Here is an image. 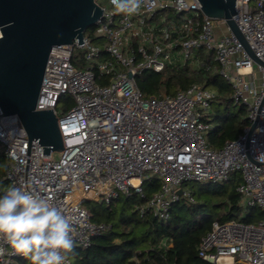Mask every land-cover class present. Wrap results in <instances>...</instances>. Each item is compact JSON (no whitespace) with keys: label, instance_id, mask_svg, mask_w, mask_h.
Wrapping results in <instances>:
<instances>
[{"label":"built area","instance_id":"2783aa9c","mask_svg":"<svg viewBox=\"0 0 264 264\" xmlns=\"http://www.w3.org/2000/svg\"><path fill=\"white\" fill-rule=\"evenodd\" d=\"M95 1L103 9L97 30L107 44L93 43L85 31L83 44L75 39L54 46L37 101V109H53L58 117L60 157L54 158V151L43 154L19 116L4 114L0 106V145L10 185L46 196L72 221L75 246L83 247L108 229L91 219L86 200L109 204L119 196L145 197L144 183L153 179L159 188L139 209L162 220L171 217L176 202L194 200L185 184L226 182L234 172L241 176L237 191L243 211L264 212V66L225 20L204 14L199 0H141L140 13L131 17L116 13L111 0ZM236 11L246 41L264 60V0H236ZM77 47L84 50L82 67L73 61ZM202 54L219 64L234 104L247 107L251 124L257 120L251 136L248 126L221 148L207 138L212 125L205 115L214 91L194 83L172 94L146 95L137 83L147 70L159 73L188 63L208 67ZM63 95L75 102L59 114ZM3 246L0 264L24 258ZM198 254L212 264H264V218L257 224L214 221ZM66 264H73L69 254Z\"/></svg>","mask_w":264,"mask_h":264},{"label":"trees","instance_id":"16d2710c","mask_svg":"<svg viewBox=\"0 0 264 264\" xmlns=\"http://www.w3.org/2000/svg\"><path fill=\"white\" fill-rule=\"evenodd\" d=\"M207 66L185 64L162 72L145 71L137 83L146 95L163 91L167 94L185 89L194 83L203 84L216 93L205 121L211 123L208 142L221 148L227 141L237 139L251 125L244 104L235 105L233 88L220 74V66L211 55L202 54ZM78 67L80 62L75 60ZM104 83V81H101ZM63 97L59 99L61 101ZM71 102V97L66 99ZM238 106L232 110V106ZM7 156H0V194L11 186L6 178ZM241 181L233 173L228 181L196 184L191 188L193 201L182 199L173 204L171 217L162 220L150 210L142 213L139 207L158 188L156 179L145 181V197L138 194L119 196L109 204L85 206L94 222H104L108 229L94 236L88 247L75 246L69 253L73 264H212L199 256L202 238L212 229L213 222L239 219L259 223L264 212L258 207L243 211L237 186ZM92 200H86V202ZM244 213V214H243ZM13 264H30L18 258Z\"/></svg>","mask_w":264,"mask_h":264},{"label":"water","instance_id":"95a60500","mask_svg":"<svg viewBox=\"0 0 264 264\" xmlns=\"http://www.w3.org/2000/svg\"><path fill=\"white\" fill-rule=\"evenodd\" d=\"M199 1L204 14L225 20L249 55L264 66L236 23V0ZM102 13L95 0H0V106L4 114L19 116L29 139L43 145V154L64 150L54 110L37 109L52 48L75 39L83 44L85 31ZM256 124L250 125L249 136Z\"/></svg>","mask_w":264,"mask_h":264},{"label":"clouds","instance_id":"9594fccd","mask_svg":"<svg viewBox=\"0 0 264 264\" xmlns=\"http://www.w3.org/2000/svg\"><path fill=\"white\" fill-rule=\"evenodd\" d=\"M116 13L138 15L141 0H111ZM72 221L44 195L23 186L0 194V256L9 246L30 264H66L75 248Z\"/></svg>","mask_w":264,"mask_h":264},{"label":"rangeland","instance_id":"374dc122","mask_svg":"<svg viewBox=\"0 0 264 264\" xmlns=\"http://www.w3.org/2000/svg\"><path fill=\"white\" fill-rule=\"evenodd\" d=\"M224 28H226V31H227V27L224 26ZM86 33L90 36V39L93 43L95 44H100V45H103L105 46L107 44L105 38L103 37V34L99 33L98 30H97V24L89 27L87 30H86ZM105 40V42L103 41ZM104 42V43H103ZM83 54H84V50L83 49H80V48H75V60L77 62H80L83 66V62L84 59H83ZM255 68L257 69V65L255 66ZM259 72L257 73V76H258ZM259 77V76H258ZM257 77V85L260 84V79H258ZM63 98L61 99V101L58 103V113L61 114V113H64L66 112L69 108H71L73 105H74V99L72 96H69V95H63L62 96ZM71 97V102H67L66 99ZM238 106H232V110H234L235 108H237ZM210 110V109H209ZM209 112V111H208ZM4 148L2 145H0V156L4 153ZM53 157L54 158H59L60 157V153L59 152H54L53 154ZM233 174V173H232ZM231 174V175H232ZM198 183L196 182H189L188 184H185V188L191 190V188L196 185ZM99 202L101 201H96V200H92V201H88L86 202V204H84V207L85 206H91V205H94V206H98ZM248 208H244V211H246ZM244 214V213H243Z\"/></svg>","mask_w":264,"mask_h":264},{"label":"bare ground","instance_id":"6f19581e","mask_svg":"<svg viewBox=\"0 0 264 264\" xmlns=\"http://www.w3.org/2000/svg\"><path fill=\"white\" fill-rule=\"evenodd\" d=\"M221 260H224V258H222Z\"/></svg>","mask_w":264,"mask_h":264}]
</instances>
